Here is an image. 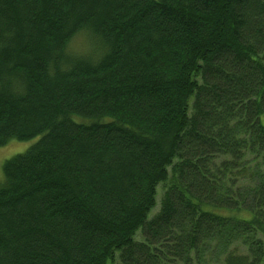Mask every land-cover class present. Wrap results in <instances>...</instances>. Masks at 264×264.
Listing matches in <instances>:
<instances>
[{"label":"trees","instance_id":"16d2710c","mask_svg":"<svg viewBox=\"0 0 264 264\" xmlns=\"http://www.w3.org/2000/svg\"><path fill=\"white\" fill-rule=\"evenodd\" d=\"M84 24L108 55L48 78ZM35 137L0 264H264V0H0V146Z\"/></svg>","mask_w":264,"mask_h":264},{"label":"clouds","instance_id":"9594fccd","mask_svg":"<svg viewBox=\"0 0 264 264\" xmlns=\"http://www.w3.org/2000/svg\"><path fill=\"white\" fill-rule=\"evenodd\" d=\"M90 38L87 43L85 37ZM110 51L109 45L102 37L93 36L89 25H81L75 32L69 35L57 52L59 59H51L46 65L47 76L55 79L58 73H70L74 70L75 61L86 57L93 66L100 64ZM4 83L9 92L16 96H23L27 93V81L21 74L9 73L4 78ZM3 177H0L2 179Z\"/></svg>","mask_w":264,"mask_h":264},{"label":"rangeland","instance_id":"374dc122","mask_svg":"<svg viewBox=\"0 0 264 264\" xmlns=\"http://www.w3.org/2000/svg\"><path fill=\"white\" fill-rule=\"evenodd\" d=\"M84 42L87 43L86 37L84 39ZM39 138L40 137H35L28 140H11L6 145L0 146V177H3L2 179H0V182L3 181L4 179L3 165L5 161L17 154L26 152L33 144H35L39 140ZM164 192H165V186L164 184H161L158 188V202H157L158 204L155 207V209L152 211L151 215H154L159 211ZM136 238L137 239L142 238L140 233L137 234Z\"/></svg>","mask_w":264,"mask_h":264}]
</instances>
